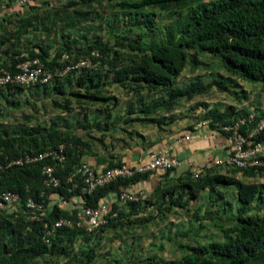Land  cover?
Instances as JSON below:
<instances>
[{"label": "trees", "instance_id": "1", "mask_svg": "<svg viewBox=\"0 0 264 264\" xmlns=\"http://www.w3.org/2000/svg\"><path fill=\"white\" fill-rule=\"evenodd\" d=\"M18 1L0 0V11H3L4 5L16 8ZM97 2H108L121 13L117 12L118 17L113 25L108 21L112 27L108 30L110 38L107 41L101 38L84 41L74 38L72 41V34L62 31L60 45L54 53L44 44L37 43L23 50L12 43L15 46L7 49L6 58L0 61V70L15 72L20 62L39 58L54 77L47 84L32 85L52 93L69 91L79 100L83 97L88 101L105 103L111 99L107 95V85L127 89L139 96L141 101L137 114L130 109V116H119L118 120H124L131 127L137 123L161 126L164 120L160 116L175 104L210 95L215 90L237 93V88H242L240 81L264 86V0H66L65 5L67 8L81 9L84 5ZM160 13L169 14L170 20L161 24ZM12 15L14 13L7 15V20H11ZM5 34L4 38L9 39L16 36L13 32ZM148 38H151L149 42L146 41ZM93 51L99 55L94 56ZM64 54L68 58L63 60ZM84 56L91 57L96 65L72 67L63 73ZM203 57L221 62L223 72L218 73L220 78H214L211 84L197 78L186 85H178L188 66L193 70L204 66ZM26 86L8 84L0 88L12 90L15 95ZM145 93L166 96L143 100ZM71 103L68 98L66 108L69 110ZM12 106V103L7 106L4 115H8ZM235 107L226 106L223 111L212 108L204 117L211 119L212 129H219L221 125L233 123L240 117H249L250 110ZM255 112V120L248 123L244 130L255 126L264 117V111ZM116 131L126 132L128 138L132 135L129 134L132 130L124 128L122 124H118ZM99 139L102 141V137ZM258 139L264 140V131ZM62 143L67 144L66 160L63 162L47 160L0 171V195L8 191L19 192L23 204L33 197L48 206L53 194L63 200L78 198L84 206H97L102 201L111 200L108 222L96 230H90L86 225H75L46 232L45 222L51 223L61 217L75 219L79 211L71 213L56 203L50 206L43 221H31L26 218L23 205L0 208V264H44L42 259L48 255L68 257L69 264H89L96 258L97 245L92 244L89 249L73 254L69 247L79 237L82 236L88 243V236L99 237L107 227L127 223L140 212L143 205L155 209L149 219L157 221L164 220L175 209H190V201L198 200L203 191L210 192L207 202L214 196L215 201L223 202L226 198L222 191L227 189L236 191L237 209L230 224L216 222V225H220L223 239L204 244L196 240V245L190 244V251L178 260L149 257L145 264H264V183L251 181L261 174L264 176V167L213 165L201 169L197 178L192 170L175 176L174 168L163 173L159 184L151 193L148 192L145 200L121 205L115 198L122 191L147 180L151 172H138L132 177L119 178L98 187L92 194H84L83 180L77 169L85 163V156L99 152L89 139L56 126L53 129L36 126L17 135L0 125L1 161H9L26 151H45ZM125 143L122 146L125 147ZM46 163L54 166L61 180L59 186H49L45 182L43 167ZM121 164L113 162L108 167ZM239 174L248 180L240 179ZM222 205L225 211L229 210L226 202ZM255 207H259L261 212L255 213ZM209 215L210 220L216 219L213 212H205L204 216ZM193 217L200 220L198 213ZM187 234L185 232L183 235ZM182 247L188 248L186 245Z\"/></svg>", "mask_w": 264, "mask_h": 264}, {"label": "rangeland", "instance_id": "2", "mask_svg": "<svg viewBox=\"0 0 264 264\" xmlns=\"http://www.w3.org/2000/svg\"><path fill=\"white\" fill-rule=\"evenodd\" d=\"M65 3L66 0H36L26 7L8 8L4 5L3 11L9 9L10 13L7 15L13 13L14 15L11 16V20L8 19V24L6 22L1 24L0 61L6 58L7 49L15 45L26 50L37 43L44 44L54 53L60 45L62 31L70 32L72 41L75 40L74 38L82 41L96 38L107 41L110 38L108 30L118 17V10L111 4L97 2L84 5L81 9H73L67 8ZM118 14L121 13L118 12ZM168 15L160 13L161 24L170 20ZM1 16L6 15L2 13ZM108 21H111L112 25ZM11 32L18 37L4 38L3 34L10 35ZM150 40L151 38H148L146 41ZM202 59L205 62L204 66L195 70L188 66L178 80V85H186L197 78H202L205 83L211 84L214 78H220L218 73L223 72L221 62L209 57ZM240 83L242 88H237L239 93L238 91L230 93V91L223 95L215 90L210 95L201 96V100L196 103H185V105L188 108H191L193 104L202 107V104H210L209 100L217 102L215 100L225 99V106H236V109L251 108L250 110H256L258 113L264 111V86L261 83L254 84L244 81ZM106 88L109 89L107 95L111 96V99L105 103L88 101L83 97L79 100L77 96L69 94V91L61 94L52 93L33 85H27L15 95L12 94L14 92L12 90L0 88V113L4 115L8 110L7 106L9 107L11 103L13 105L8 115L0 116V125L17 135L22 130H29L36 126H46L49 129L56 126L65 132L89 139L94 147L97 146L98 151L114 155L118 149L123 147L120 146V142L129 140L126 132L116 131L118 124L132 130L129 123L118 120L119 116L121 118L130 116L128 114L130 109L135 110L137 114L141 108V101L139 96L119 86L112 84L107 85ZM153 95L145 93L142 97L144 100ZM68 98L72 102L70 110L66 108ZM101 137L102 141L99 139ZM238 176L242 180H248L241 174ZM251 181L264 183V176L261 174ZM222 192L225 193L226 201L223 202L227 203L228 211L223 209V202L215 201L216 196L207 202L209 191H203L198 200L190 201V209L188 207L175 209L164 220L149 219L152 218L155 209L150 205H143L140 212L133 215L127 223L109 226L99 237L88 236L90 238L88 243L81 236L70 245L69 250L75 254L96 244V258L89 264H123L126 260V264H145V260L149 257L169 261L178 260L190 251V244L196 245V240L204 244L214 239H223L220 225H216V222L227 225L233 222L231 218L235 215L237 201L234 189ZM213 202L216 204L214 205ZM259 209L255 207V213H260ZM205 212H213L216 219L210 220V215L204 216ZM197 213L200 220H195L193 217ZM185 232H188L187 236L183 235ZM86 244L89 245L86 246ZM184 245L188 248H183ZM42 262L44 264H69L70 259L48 255L42 259Z\"/></svg>", "mask_w": 264, "mask_h": 264}, {"label": "built area", "instance_id": "3", "mask_svg": "<svg viewBox=\"0 0 264 264\" xmlns=\"http://www.w3.org/2000/svg\"><path fill=\"white\" fill-rule=\"evenodd\" d=\"M36 0H19L18 6L25 7L35 2ZM94 56L99 54L93 51ZM68 58L67 54L63 55V60ZM91 57L84 56L74 66H68L63 72H67L72 67L94 66ZM54 77L53 72L48 69L39 58H30L20 62L17 65V70L11 72L6 69L0 70V86L8 84H47ZM255 110H250L249 117H240L230 124H224L219 129L211 128V119L202 118L193 125V131H199L202 127H209L212 132H222L226 134L229 140L228 153L224 157H219L214 160L216 166H234L237 168L245 167H264V140L258 139L259 135L264 131V117L253 127L244 130L248 123L255 120ZM191 135L188 134L182 138L175 140L176 144H181L185 140H190ZM67 144L62 143L57 147L48 148L41 152L26 151L16 158L9 161L0 160V171L11 166H24L33 163L44 162L47 160L63 162L66 160ZM182 164V160L174 155L169 147H164L157 151H153L146 163L132 167L126 163L108 168H96L85 162L81 164L77 173L83 180L82 192L84 194H92L98 187L110 184L111 182L125 177H132L138 172H166L168 170L178 168ZM201 170H194L193 176L199 177ZM45 182L49 186L57 187L61 180L55 173L53 165L46 163L43 167ZM148 197V192L145 189H134L122 191L115 199L116 202L125 205L129 202L143 201ZM113 201H102L97 206H82L78 212L77 218L61 217L51 223L45 222L46 232L55 231L62 227H73L75 225H86L90 230H96L108 222V216L112 210ZM25 206L26 218L31 221H43L47 216L50 205L45 202L29 197L23 204V198L19 192L8 191L0 195V208ZM49 242V239L46 238Z\"/></svg>", "mask_w": 264, "mask_h": 264}, {"label": "crops", "instance_id": "4", "mask_svg": "<svg viewBox=\"0 0 264 264\" xmlns=\"http://www.w3.org/2000/svg\"><path fill=\"white\" fill-rule=\"evenodd\" d=\"M26 7V6H25ZM1 24H8L7 14L9 9L0 11ZM220 93V92H217ZM224 95V93H221ZM166 96L165 94L153 95L150 99ZM222 96V95H219ZM201 100L196 97L192 100H183L174 105V107L165 112L161 117L164 124L161 126L153 124L137 123L129 131L131 137L126 142L125 147H121L116 151V154L99 151L97 155H87L84 161L96 168H106L111 163H126L132 167L146 163L150 154L164 147H169L174 155L182 160V164L174 170L175 176H179L188 170H201L214 165V160L219 157H224L228 153L229 140L226 134L222 132H212V130L204 126L199 131H193V125L200 119L205 118L204 114L210 109L225 110V99L209 100L207 106L191 105L188 108L185 103H196ZM219 101V102H218ZM217 103V104H216ZM188 108V109H187ZM241 109V108H240ZM246 109V108H245ZM251 109V108H250ZM247 108V110H250ZM190 134V140H185L181 144H176L175 140ZM122 146V142H120ZM164 172L150 174L147 180H143L135 185L134 189H145L151 193L159 184ZM116 201V200H115ZM58 203L62 208H66L71 213L80 211L82 206L78 198L71 200H63L59 195L51 196L50 206Z\"/></svg>", "mask_w": 264, "mask_h": 264}]
</instances>
